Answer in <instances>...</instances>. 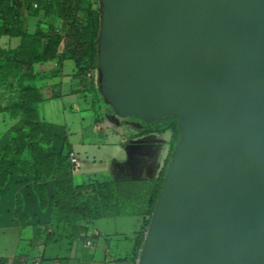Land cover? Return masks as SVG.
<instances>
[{
    "label": "water",
    "instance_id": "95a60500",
    "mask_svg": "<svg viewBox=\"0 0 264 264\" xmlns=\"http://www.w3.org/2000/svg\"><path fill=\"white\" fill-rule=\"evenodd\" d=\"M99 11L104 101L182 120L137 264H264V0Z\"/></svg>",
    "mask_w": 264,
    "mask_h": 264
},
{
    "label": "crops",
    "instance_id": "0c3cea01",
    "mask_svg": "<svg viewBox=\"0 0 264 264\" xmlns=\"http://www.w3.org/2000/svg\"><path fill=\"white\" fill-rule=\"evenodd\" d=\"M57 66L58 69L60 68L61 71L65 72H61L63 74H68L69 71L71 72L73 69H76L71 60H65ZM70 78V82L66 83L68 87H62L60 94H56L51 102L57 101L63 112H66L67 109L72 112L74 108L79 109V111L88 110L84 106L85 103L82 102L84 93H82L83 89L80 86V81L75 77ZM90 87L92 89L95 87L96 92L100 93V89L94 86L93 81ZM100 98L102 102H105L101 93ZM93 107L95 108V106ZM111 115L108 118L110 122L106 123L101 119H96L98 116V113H96L95 130L88 134L86 129L92 124L86 125V127H82L77 132V138L69 135V130L65 125H55L52 128L49 150L54 154L67 156L66 162L69 163L70 168L72 164L70 163L68 154L73 153L76 158L78 150L96 146L98 133L107 132L113 135L111 137L112 141L105 142L104 146L112 147L113 157L109 161L113 162L112 171L116 174L115 180L114 178V181L106 179V175L103 172L89 174L87 171H83L82 174L80 173L81 177H79L81 181L76 182L75 174L77 173V168L75 164L70 176L72 186L94 182L120 183L127 181V179H130L129 181L142 180L141 177L136 178L134 173L136 169H139L138 173H140L141 169L145 170V173L148 175L146 179H152L156 178L152 177L154 172L159 174L167 164L168 166L170 165L172 160L170 159V155L173 151H176L180 141V139L178 141L174 140L171 129L162 130L159 127L148 129L137 123L128 124V122L117 121L114 119L113 114ZM80 134H87L91 136V139L88 141V137L84 135L79 140ZM106 139L109 140V138ZM101 144L103 146V143ZM2 146L3 143L0 142V148ZM162 148L164 149L162 166L160 169L151 171L150 166L154 165L152 161L156 162L155 165H159L157 164L159 159L156 161L155 158L158 155L160 158ZM116 155L119 156L116 157ZM134 162H136L135 165ZM127 166H129V171L126 174L125 169H127ZM166 170L168 171V168ZM54 181L55 176L48 179L43 177L39 181H35L31 175L13 174L8 176L5 183L0 187V258L14 259L17 253H20L21 246L29 245L28 253H25V251L21 253L28 256L30 252H33L32 258L34 260L40 258L42 264L44 262L53 264L55 261L59 262L58 260L64 258V261H61L60 264L65 262L67 264L138 263L145 234L149 226L148 224L145 227V223L148 220L147 216L108 214L89 223L80 222L79 225L84 227L85 230L78 235L75 233L74 235H77V237L69 238L70 236L64 232L60 234V228H58L56 230L57 235L53 237L52 241H48V235L42 226L52 220L51 196L54 191ZM121 217H133L138 220L133 222L131 231L122 229L118 232L117 229H113L112 232L110 229L112 233H107L109 232V227L106 221L111 219H115L112 221H116V219ZM111 223H113L112 225H116V222ZM141 237L143 238V243L140 248H137V240H140ZM87 242H90V245H87ZM59 246L65 247V251L70 253V256H61L59 250L57 251Z\"/></svg>",
    "mask_w": 264,
    "mask_h": 264
},
{
    "label": "trees",
    "instance_id": "16d2710c",
    "mask_svg": "<svg viewBox=\"0 0 264 264\" xmlns=\"http://www.w3.org/2000/svg\"><path fill=\"white\" fill-rule=\"evenodd\" d=\"M81 1L11 0L12 15L7 22L0 24V37L18 38L20 43L16 48L0 49V72L4 77L2 79H7L10 74L22 68L29 69L35 64L54 60H71L76 68L75 77L80 82L86 79L85 74L90 69L93 71L98 62L100 11L96 2L80 5ZM54 2L61 4L62 33L55 32L53 28L41 30L39 23H36L33 33L22 29L24 17L30 19L38 17L42 6H51ZM34 4H37L36 8L33 7ZM22 75L20 79L24 78ZM18 85L22 90L30 87L21 83ZM45 126L49 128L47 124ZM157 127L162 130L171 129L174 140L180 139L181 131L176 121L161 123ZM48 141L50 144L51 130ZM6 148H0V187L8 176L13 174L31 175L35 181L43 177L48 179L55 176L54 191L51 196L52 220L42 226L48 235V241H52L57 235L58 228H60V234L64 232L70 236L69 238L77 237L85 230L79 225L80 222L89 223L108 214L147 216L148 220L145 223L147 227L164 183L166 168H168L167 164V167H164L158 176L152 179L120 183L94 182L72 186L70 176L74 166L69 167V163L66 162L67 156L43 150L38 163H35L31 156H28L26 160L17 158L12 148V159L7 162L4 158ZM174 153L173 151L170 159ZM75 233L77 235H74ZM139 234L142 236L141 233ZM142 243L141 237L137 240L136 247L140 248ZM19 255L24 254L18 252L12 260L0 258V264H13Z\"/></svg>",
    "mask_w": 264,
    "mask_h": 264
},
{
    "label": "rangeland",
    "instance_id": "374dc122",
    "mask_svg": "<svg viewBox=\"0 0 264 264\" xmlns=\"http://www.w3.org/2000/svg\"><path fill=\"white\" fill-rule=\"evenodd\" d=\"M92 1L96 2L100 10L101 0H82L80 5L86 2L90 3ZM10 2L11 0H0V24L7 22V20L12 15L13 9L10 8ZM33 7L36 8L37 4H34ZM30 20V18H23L24 22L22 29L25 32L27 31L29 33H33L36 28V23H39L41 30L46 31L49 28H53L55 32L62 33L63 28L61 25L63 23V19L61 16V4L59 2H54L51 6H42V8L39 10L38 17L33 18L32 21ZM19 43L20 40L18 38H9L7 36L0 37V49L6 50L8 48H16ZM62 62L63 61L54 60L46 63L35 64L29 69L22 68L17 72L10 74L5 80L2 79L4 77L0 72V142L3 143L2 147L9 148L5 149L4 158L7 160V162L12 159L13 152L11 149L13 148L17 158L26 160L28 156H31V159L34 160L35 163H38V158L40 157V154H42L43 150L51 152L49 150L50 144L48 141L49 132L55 125H65L69 130V135L75 136L77 138V132L82 127H86V125L89 126L92 124L86 129L88 134L95 130L96 113H98L96 119H101L106 123L110 122L108 118L112 116L111 114H113L114 119L117 121L120 120V122L124 123L128 122V124L137 123L138 125L140 124L141 126H144L148 129L156 128L161 123L171 121H176L177 125L181 123V118L176 116L144 119L136 115L117 114L113 110L114 108L107 101L102 102L100 93L98 91L96 92L95 87L94 89L90 87L93 81L94 86H97V88L103 90V76L98 62L93 71L91 69L88 71L91 74L90 77H85L86 79L80 82V86L83 89L82 93H84L82 102L85 103L84 106L88 110L79 111V109L77 110L74 108L72 112L69 109H67L66 112H63L57 101L51 102V100L55 98L56 94H60L62 87H68L66 83L68 81L70 82V77H75L76 69H73L71 72L69 71L68 74H63L65 72L61 71L60 68L58 69L57 66ZM21 74L24 76L23 79H20ZM19 83L30 87L28 89L22 90L18 85ZM92 106H95V108L93 107L95 110L92 108ZM45 124H47L49 128H47ZM84 135L85 134H80L79 140ZM85 136L88 137V141L91 139V136L87 134ZM112 136L113 135L111 133L107 132L100 134L98 133L96 146L85 147V149H80L77 151L76 158L78 161L76 163V182L81 181L79 177H81L80 173L82 174L83 171H87L89 174L103 172L106 175V179L108 178L113 180L114 178L115 180L116 174L112 171L113 162L109 161L111 160V157H113L111 151L112 147L104 146L105 142L112 141ZM106 138H109V140ZM101 143H103V146ZM163 154L164 149L162 148V153L160 156L161 159L159 158V155L155 158L156 161L159 159L157 163L159 165H155L156 162L154 163V161H152V164L154 165L150 166L151 171L161 168ZM118 156L119 155H116V157ZM121 156L123 157V155ZM135 164L136 162H134V165ZM136 167L139 168L137 165ZM128 171L129 166H127V169H125V173L127 174ZM138 172L139 169L134 171L136 178L141 177L142 179H146L148 177L147 173H145V170L141 169L140 173ZM157 175V172H154L152 177H157ZM129 180L130 179H127V181ZM112 220L115 219L106 221L108 222L109 232L107 233L109 234L113 232V229H117L118 232L122 229L125 231H131L133 222H136L138 219H134L133 217H121L116 219V221ZM111 222H116V225H112L113 223ZM110 229L112 232H110ZM29 248V245L21 246L20 253L22 251L28 253L27 251ZM58 250L61 256H70V253L65 251V247L59 246L57 248V251ZM31 255H33V252H30L28 256L26 254L19 255L17 259L14 260L13 264H42V260L40 258L34 260ZM64 259L58 260L59 262L55 261L53 264H60L61 261H64ZM43 264L49 263L44 262ZM62 264L67 263L65 262Z\"/></svg>",
    "mask_w": 264,
    "mask_h": 264
},
{
    "label": "built area",
    "instance_id": "2783aa9c",
    "mask_svg": "<svg viewBox=\"0 0 264 264\" xmlns=\"http://www.w3.org/2000/svg\"><path fill=\"white\" fill-rule=\"evenodd\" d=\"M71 1H75V0H71ZM90 75H91L90 72H87L85 74V77H90ZM69 160L72 165H75L77 163V159L74 157L73 153L69 154ZM87 245H90V242H87Z\"/></svg>",
    "mask_w": 264,
    "mask_h": 264
}]
</instances>
